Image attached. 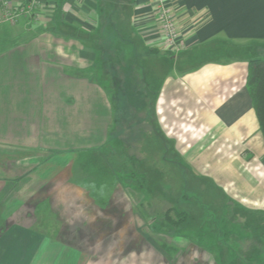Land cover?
Listing matches in <instances>:
<instances>
[{"label":"crops","instance_id":"obj_1","mask_svg":"<svg viewBox=\"0 0 264 264\" xmlns=\"http://www.w3.org/2000/svg\"><path fill=\"white\" fill-rule=\"evenodd\" d=\"M102 2L44 0L41 21L20 19L18 37L7 34L13 25H0V264L136 263L130 251H139L134 234L141 229L108 223L124 212L77 209L76 194L58 193L52 183L45 196L38 176L58 155L107 144L114 126L122 153L240 149L211 173L223 189L264 212V138L247 90L248 62L238 52L264 48V0H171L184 44L179 53L168 50L157 29L154 0H129L132 40L118 35L117 42L133 60L118 66L127 78L115 82L114 102L93 77L97 68H110L109 57L101 62V50L70 38L82 28L98 31ZM143 55L160 66L156 77L145 61L138 65ZM141 72L149 75L147 84L133 85L129 78ZM128 139L132 146L122 147ZM63 183L76 189L71 176ZM239 261L229 253L224 264Z\"/></svg>","mask_w":264,"mask_h":264},{"label":"rangeland","instance_id":"obj_2","mask_svg":"<svg viewBox=\"0 0 264 264\" xmlns=\"http://www.w3.org/2000/svg\"><path fill=\"white\" fill-rule=\"evenodd\" d=\"M107 1L103 0L97 9L100 20L98 31L91 34L82 28L70 38L83 47L101 50V62L103 55L104 59L109 57L110 68H97L93 77L106 88L114 102L117 93L115 82L122 83L127 78L118 66L122 62L121 65L127 67L133 60L123 54L124 44L117 42L118 35L132 40L129 38L131 9L129 0H123L120 9H115L114 4ZM12 27L7 34L18 37L17 25ZM116 28L122 33L117 34ZM96 35L101 38L92 41ZM131 45L126 47L133 49ZM263 49L252 45L245 52L249 53V57H254L264 52ZM136 60L138 65L140 60L145 61L147 70L153 76L159 74L160 66L155 61L148 60L144 55ZM143 74L137 73L129 80L133 85L139 86L142 82L147 84L145 80L149 75ZM117 133L118 126H114L107 144L88 148L89 144V150L78 151L75 156L58 155L45 164L38 175L45 180L42 194L47 196L50 193L52 187L48 183H52L58 193L67 189L66 192L69 190V193L76 194L77 209L99 208L115 215L124 212L125 218L112 217L108 223L129 226L136 231L141 229L140 233L134 234L140 240L136 245L139 251L134 252L135 248L130 251L136 258L134 264H200L203 260L215 264L216 258H221L224 264L228 261L229 253H236L239 264H246L249 259L254 264H264V212L256 208L259 206L243 201L242 197L238 199L234 192L223 189L211 173L213 164L225 162L231 153L237 157L240 149L130 147L124 148L125 153H122L116 139ZM128 141L122 143V147L127 144L132 146V142ZM77 145L78 149H82L84 142H77ZM122 154L127 156V166L116 170L110 164L109 157ZM134 160L137 161V171H131ZM70 176L76 183V189L68 188L63 183ZM57 177L61 180L57 181ZM141 179H145L146 186L141 183ZM168 218L175 224H171ZM229 245L233 249H228ZM165 252L170 253L173 262ZM126 253L129 251L126 250Z\"/></svg>","mask_w":264,"mask_h":264},{"label":"built area","instance_id":"obj_3","mask_svg":"<svg viewBox=\"0 0 264 264\" xmlns=\"http://www.w3.org/2000/svg\"><path fill=\"white\" fill-rule=\"evenodd\" d=\"M171 0H154V19L157 29L167 48L172 53H179L184 44L173 8L170 7ZM44 0H23L18 6L12 7L8 0H0V25H16L20 19L29 18L39 21L44 15Z\"/></svg>","mask_w":264,"mask_h":264},{"label":"trees","instance_id":"obj_4","mask_svg":"<svg viewBox=\"0 0 264 264\" xmlns=\"http://www.w3.org/2000/svg\"><path fill=\"white\" fill-rule=\"evenodd\" d=\"M122 1L123 0H116L115 2L111 1V4H114L115 9H120L122 8V4H120ZM128 6L130 7V3ZM115 27L117 26L115 25ZM116 33L120 34L118 28H116ZM98 38H101L100 35H96L94 39L92 38V41H95ZM245 51L246 48L239 50L238 52H240L241 58L248 62L247 90L252 99L253 107L264 138V58H261L259 54L254 57H249V53ZM119 161H121V163ZM127 161V156L125 154H122L119 157H109L110 164L116 170L126 168ZM130 162L132 163L133 161L131 160ZM137 169V161L134 160L131 171H137ZM141 183L146 186L145 179H141ZM167 217H169V215H167ZM168 220L171 224H175L171 218H168Z\"/></svg>","mask_w":264,"mask_h":264}]
</instances>
